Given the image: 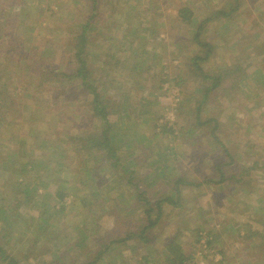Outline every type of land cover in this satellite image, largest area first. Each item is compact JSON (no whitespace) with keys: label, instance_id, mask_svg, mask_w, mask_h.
Wrapping results in <instances>:
<instances>
[{"label":"rangeland","instance_id":"obj_1","mask_svg":"<svg viewBox=\"0 0 264 264\" xmlns=\"http://www.w3.org/2000/svg\"><path fill=\"white\" fill-rule=\"evenodd\" d=\"M89 4V0H0V35L7 33L16 37L17 43L24 45L21 50L27 54L21 60L20 53L12 51L16 47L0 40V82H7L3 89L8 90L0 109V158L5 160L0 166V176L3 175L0 208L6 210L7 204L12 206L15 202L22 205L16 211L18 221L8 215L13 221L11 228L0 218V245L10 254L21 255L25 249L17 236L10 240L9 248L6 247L8 235L21 233L22 227L37 230L45 227L47 234H54L58 227L62 236L71 231L75 237L86 234L91 239L85 251L92 249L94 238L102 235L104 228L125 226L131 229L134 218L143 215L146 206L132 196L144 189L152 199L156 195L171 194L175 190L173 181L184 176L186 181L201 184L182 188L179 205H164V215L154 227L144 231L149 245L140 248L137 255L150 257L148 264H171L164 254L176 253L174 246L167 247L176 236L179 235L181 247L188 241L183 253L191 256L195 250H202L197 242L202 228L197 232L193 227H244L240 223L247 225L253 220L250 218L253 208L264 209V201L259 199L264 185L254 182L259 175L264 176V166L251 170L252 177L245 168L256 157L264 159V0H100L103 16L93 21L90 38L94 43L90 44L87 66L92 69L93 77L113 82L112 94L119 95L120 83H123L121 91L128 93L123 116L116 112L109 116L119 145V161L129 169L127 172L121 170V166L116 169L107 160L96 166L97 160L94 162L85 152L76 156L78 147L71 145L68 134L88 133L85 128L73 129L72 124L85 111L83 106L76 105V99L92 97L91 93L79 90L82 85L77 83L78 79L74 84L63 77L57 84L49 80V71L41 70L40 75L32 72L41 63L58 66L60 70H75L79 63L73 54V37L79 30L77 25L87 18ZM235 6L237 9L233 11ZM184 7L191 12L190 22L179 17ZM217 10L229 15L213 17ZM208 17L210 20L204 23L201 39L210 43L211 49L198 45L194 39L197 25ZM132 25L138 27L139 33L150 34L149 38L124 34ZM126 37L137 39L139 50L124 61L130 55L128 49V54L121 56L123 65L111 69L114 59L106 71L101 70V57H96L100 48L121 42L126 49ZM10 52L12 58L6 55ZM207 52L209 59L200 65L208 75L220 74L222 83L208 92L210 100L200 104L214 79L196 77L192 72V57ZM33 55L40 61L31 58ZM135 62L138 67L130 69L129 65ZM147 67L150 70L143 71ZM6 71L9 74L6 75ZM142 85L144 89L139 88ZM67 88L74 91L75 100L67 99L62 93L58 104H53L57 96L55 90ZM130 96L136 98V102H128ZM141 98L144 100L138 103ZM11 105L19 112L9 108ZM211 118L220 121L215 129L217 139L211 132L213 122L200 124ZM91 124L90 127L96 129L103 127L99 119ZM37 129L36 143L28 149L30 139L27 143L29 136L25 133L31 130L36 133ZM41 137H48L51 142L39 149ZM57 145L58 149H52ZM225 149L236 163L234 166L225 164L221 171L226 175L234 172L235 177L240 178V187L234 179L223 185L202 183L206 177L219 174L214 163L230 161ZM44 150L52 155L43 158L45 161L41 159L36 168L21 171L28 157H38ZM11 159L16 161L8 163ZM78 159L97 168L101 176L98 181L88 184L84 181L89 175ZM48 161L52 167L59 168V173L44 168ZM64 161L68 166L61 168ZM17 171H20L19 179L29 186V192L26 185L10 187L4 182L6 175L14 179ZM130 176L135 184L141 185L140 189L128 182ZM63 179L67 181L65 187L70 195L65 198V210L61 211L58 205L62 202L53 194L55 184L59 185V180ZM45 182L48 186L42 184ZM34 185L39 186L37 193L32 191ZM94 185L98 186L96 192ZM246 185H256L258 195L247 194ZM48 192L53 193L47 196ZM54 204L56 210L50 208L48 216L40 218V222L32 218ZM237 204L243 208L239 209ZM67 228L71 230L68 232ZM23 262L20 259L18 264Z\"/></svg>","mask_w":264,"mask_h":264},{"label":"trees","instance_id":"obj_2","mask_svg":"<svg viewBox=\"0 0 264 264\" xmlns=\"http://www.w3.org/2000/svg\"><path fill=\"white\" fill-rule=\"evenodd\" d=\"M90 4H89V13L86 16V20L84 23H80L77 25L78 27V32L76 35H74L73 39L75 40V50L73 51L74 56L78 59L75 70L74 71H65V70H60V68L57 66H48L44 63H41L40 65H37L35 67V69L32 71L34 72V74H38L40 75V73H42L41 70L43 71H49L51 77L49 80H54L55 83L58 84V82L62 81V78L64 77L65 79H69L70 82L74 81V84H76L75 80L78 79L77 83H81V87L79 88V90H83L85 93H91L92 97L91 98H85L83 100H79L76 99V105H81L83 106V108L85 109V111H83V113L81 114V117L79 120L74 121V123L72 124L73 129H78L79 131H81V128H85L87 129V135H69L68 137L71 141V145L72 146H76L78 147L75 151L77 153V157L85 152L87 157H93V161L95 162L97 160V165H100L102 163H104L107 160V163H110L111 165H113L116 169L119 168V166L122 167L121 170L127 172L129 171L128 168H124L123 165H121L119 159H120V155H119V145L116 143V140L113 136L112 130H113V123L110 121L109 116L111 113L116 112V113H120L121 116H123V114L125 113V109H123V106L125 105V103L127 102L126 96H128V93L126 92H122L121 91V86H123V83H120V92L119 95L116 96L114 94H112L111 92L114 90H110L111 88H113V82H106L107 80H101L100 77H93V72L92 69H90L87 64H88V55H89V48H90V44L94 43V39L90 38V33L93 31L94 26H93V21L97 18V17H102L103 14L101 12V6H100V0H89ZM237 9V6H235L233 8V11H235ZM114 11H111V14H113ZM190 10L187 8H181L180 12H179V17H181V19H184L185 21L190 22V19L188 17V15H190ZM128 15V14H127ZM125 15V16H127ZM187 15V16H186ZM213 17H218V16H228L229 13L228 12H224V11H215V13L213 14ZM125 18V17H124ZM127 18V17H126ZM99 20V19H97ZM210 20V17L204 19L203 21H201L198 25L195 33V41L197 42L198 45L200 46H206L209 49L212 48V45H210V43H207L205 41H203L201 39V34H202V30H203V26L204 23L206 21ZM95 31V30H94ZM142 32V29H141ZM143 33V32H142ZM139 33L138 32V27L135 25H132L130 28L126 29V32H124V34L126 35H133V36H137L139 39H148L149 35L145 36L144 34ZM8 38V39H6ZM3 39V40H2ZM0 40H2L3 42L9 43V45L16 47V49L12 50V51H17L20 53V57L22 60V57L26 58L27 54L21 50V48L24 47V45L22 43H17V38L14 36H8L7 33L5 34H1L0 35ZM128 42V47L126 49L123 48V44L121 42H119L120 44L116 45L113 44L111 47L108 48H100L101 51H99V53L96 54V57H101V66L99 67L101 70H107L109 64L111 63L110 67L111 69L114 68V66H117L118 64L123 65L121 62V56L124 54H128V49H130L129 52V57L128 58H124L125 60H129L130 56H132L135 52H137L139 50V48L136 46V41H138L136 39H126ZM126 42V41H124ZM105 48V49H104ZM111 50H113V52H110ZM127 52V53H126ZM132 52V53H131ZM120 53V55H118ZM14 54V53H13ZM7 56L10 55V57L12 58V52L7 53ZM103 57V58H102ZM31 58L35 59V61H38L39 58L36 55H33ZM208 58V52L206 55H201V54H196L195 56L192 57V72L196 77H202L203 80H207V79H214V84L212 87H209L207 90H205V93L202 96V100L200 101V104H202L205 101L210 100L211 94H208V92H210L213 88H217L218 86H220V84L222 83V76L216 75V76H211L206 74L205 70L203 69V67L200 65L202 62L207 61ZM1 60V59H0ZM40 61V60H39ZM100 61V60H98ZM75 62V61H73ZM138 65L137 63H133L132 65H129V68L135 70V68H137ZM150 70V67L145 68V72H148ZM6 75L9 74L8 71L5 72ZM7 82H0V93H2V97H1V101H0V109H2L3 104L5 103L7 94H8V90L7 89H3L4 85ZM7 85V84H6ZM142 87V88H141ZM139 88L144 89L143 85L140 86ZM69 89H56L54 93H57V96L54 97V99L52 100L53 104H58V98L61 96L60 94L65 93L66 94V98L69 99V97L73 98L74 95V91H68ZM201 91V89L199 90ZM68 94V95H67ZM1 95V94H0ZM144 100V98H141L138 100V103H141V100ZM73 100H75L73 98ZM132 100H135L133 102H136V98L131 99V96L128 97V102H131ZM186 100V98H184V101ZM68 102V101H67ZM148 102V101H147ZM118 105H121V107H119ZM127 105V104H126ZM9 108L13 109L15 113H18L19 111H17L16 107H14V105H11ZM87 108V111H86ZM199 110V108H198ZM130 114V113H129ZM96 119H99L100 122L103 124V127L101 129H96L95 127H90L91 123H94V121ZM198 119V117H197ZM87 122H89L90 124L88 125ZM210 122H213V128L211 130V132L213 133L214 137L216 138L215 135V129H217V127L220 124V121L218 119H208L205 120L203 122H200V124H208ZM92 125V124H91ZM38 130V129H37ZM38 131H36V133H33V130H31L30 132L25 133V135L29 136L27 138V143L30 139V142L27 146L28 149H30L34 144L36 143L35 141L37 140ZM42 141L41 143L38 144L37 148H45L47 143L51 142V139H49L48 137H41ZM217 139V138H216ZM53 141V140H52ZM56 143V141L54 142ZM74 143V145H73ZM58 149V145L57 147H52V149ZM48 150H52L50 148H46ZM61 150L64 151V149L61 147ZM74 150V149H73ZM227 154V157L230 161H225L222 164L220 163H214L213 166L214 168L218 169V173L217 175H215L213 178L211 176L206 177L202 183H205L207 185H216V184H222L225 183L226 181H232V179L235 177V173H231V175H226L221 171V168L225 165V164H230L233 166V163L235 160L232 159L231 154L225 149L224 150ZM26 153V152H25ZM47 155H52V152H49L48 154L46 153V151L44 150L43 152H41L39 154L38 157H34V156H30L28 157V159L25 161L24 163V167L21 169V171H28L30 169H34L37 166L40 165L41 159L42 161H45V159H47ZM104 157V160L102 159ZM45 158V159H43ZM62 160V159H61ZM80 159L77 160V162ZM11 161H13V163L16 160H8V163H11ZM66 161V160H65ZM62 163V167L61 168H66L68 165L66 162ZM81 165H84L85 171L88 172V179L84 180L87 184L88 182L92 183V182H96L98 181L100 176V173L97 172V168L93 165L87 164L85 163V161H83L81 159V161H79ZM5 164V160H2L0 158V166H3ZM93 164V163H92ZM79 165V164H78ZM80 166V165H79ZM212 166V167H213ZM81 167V166H80ZM43 167H38V170H43ZM47 170H50L54 173H59V168L55 167V166H51L50 165V161H48V163L46 164V166L44 167ZM20 171L16 172V175L14 177V179H10L7 175L5 176V180L4 182H6V184H8V186L13 187V184L15 185H26V183H23V180H20V175H19ZM117 175V174H116ZM26 177H28V175H25ZM3 175L0 176V178H2ZM91 178V180H90ZM83 181V179H82ZM83 181V182H84ZM58 182V179L57 181ZM128 182L130 184L134 183L132 181V176L129 177ZM85 183V184H86ZM35 184V183H34ZM45 186H48L49 183H42ZM57 184V183H56ZM55 184V197L58 198L59 201H61L62 203L60 204V206L58 205L59 210L64 211L65 210V198L67 196L70 195V192L68 191L67 187H65V185L67 184L66 180H59V185ZM201 182L198 183H194L192 181H186L184 176L178 177L173 181V187H174V192L171 194H167V195H156L157 197L153 198L150 197L149 195H147V190L144 189L143 191H141L140 193H137L136 196H132L133 198H135V201L143 203L146 207L144 209V213L143 215H137L136 218H134V224L131 226L133 227V229L129 230L128 233L124 236V238H120L118 241H123L126 240L128 238L131 237H135V236H141V238H143V234L145 229H149L151 227H154L157 222L160 220V218L164 215V205L165 204H170V205H179L180 203V199H181V193H182V188L187 187L188 185H200ZM135 185V187L137 189H140L141 185L139 184H132ZM183 185V186H181ZM58 186V187H57ZM94 189V192H96L98 186L94 185L92 186ZM172 187V188H173ZM28 192L30 191L29 186L26 185L25 187ZM39 186L34 185L32 187V191L33 193H37ZM112 188L109 187V190H111ZM115 189V188H114ZM224 190V189H222ZM221 190V191H222ZM220 192V191H219ZM32 193V194H33ZM51 193L53 192H48L47 196H51ZM109 194V193H108ZM106 194L107 198H110L109 195ZM133 194V193H132ZM121 196H124V193H121ZM164 196V197H162ZM130 198V197H128ZM23 204V202H22ZM21 203L20 202H15V204H13L12 206L10 204H7L6 210L5 208H0V218L4 219L5 224L7 225V227L11 226V223L13 222L12 220H10L8 215H11L14 217L15 221H18V214L16 213L17 210H20L21 208ZM135 206V204H134ZM137 207H139V205L137 204ZM52 208L53 210H56V205H52L46 209H44L43 213H38V215H32V218H34L37 222H40V218L46 217L48 216V210ZM22 211V210H21ZM155 212V213H154ZM23 214V213H22ZM27 215V214H26ZM154 215V218H153ZM29 216V219L31 218V215H27V217ZM117 216V215H116ZM23 217H25V214H23ZM120 217H117V221L119 220ZM24 220V219H23ZM132 220V219H131ZM121 220H119L118 222H120ZM125 223V222H124ZM57 224V223H56ZM125 225V224H123ZM121 226V225H120ZM125 227V226H124ZM136 227V229L134 228ZM116 237V235H115ZM123 237V236H122ZM113 241V240H112ZM0 253L2 258L5 257H9L7 250L4 249V247H2L0 245ZM190 257V255H185L182 254L180 255V257L178 258V260L175 261H171V264H182V262H184L185 260H187ZM147 262H149V259H147ZM7 264H16V261L14 260V257L11 256L10 261Z\"/></svg>","mask_w":264,"mask_h":264},{"label":"crops","instance_id":"obj_3","mask_svg":"<svg viewBox=\"0 0 264 264\" xmlns=\"http://www.w3.org/2000/svg\"><path fill=\"white\" fill-rule=\"evenodd\" d=\"M235 163L236 160L233 166ZM247 164L245 168L247 172H250V176L252 177L254 169L259 168L258 166H264V159L261 161V159L256 157L252 163ZM259 176L258 180L255 179L254 182L258 185L259 183L264 185V176ZM233 179L235 184L240 187V178L234 177ZM246 187L247 194L249 193L252 196L258 195L259 191L256 185H246ZM259 199L260 201H264V193H260ZM239 205H241V202H239ZM239 205L237 204L239 209L243 208L239 207ZM251 212L250 216L252 217L250 218L253 220H250V223L247 225L242 222L240 223L244 227H193V231L196 230L198 232L202 228L201 230L207 231L213 237L217 255L209 257L206 264H264V217H257V215L264 216V209L258 206L253 208ZM134 228L136 229V227ZM131 229L126 227L104 228L102 230L103 234L94 238L93 248H88L85 251L88 247L87 242L91 239L86 234L82 237H75L71 231L69 235L62 236L59 235L61 231H59L60 229L58 230V227H55L54 231L57 230V233L54 234H47L45 227L43 230H37L32 227H25L23 229L22 227L21 233H14L12 236L7 234L8 241L6 247L9 248L10 240L17 236L25 250L21 255L10 254L7 251L9 257L5 258H2L0 253V260H5V263L1 261L0 263L7 264L11 256H13L16 264H18L20 259L24 261V264H148L147 259L150 257H137V255H140V248L149 245L150 240L144 234L143 238L135 236L121 242L118 241L120 238L123 239ZM66 230L69 232L71 228H67ZM180 244L178 235L167 246H174L176 251L175 254L174 252L168 255L164 254L165 259L170 263L171 261L176 262L180 255L186 252L184 244L188 245V241L182 243V247Z\"/></svg>","mask_w":264,"mask_h":264},{"label":"built area","instance_id":"obj_4","mask_svg":"<svg viewBox=\"0 0 264 264\" xmlns=\"http://www.w3.org/2000/svg\"><path fill=\"white\" fill-rule=\"evenodd\" d=\"M197 242L199 248L202 250H195L187 260L182 262V264H206L209 257L217 255L213 237L207 233V231H200Z\"/></svg>","mask_w":264,"mask_h":264}]
</instances>
